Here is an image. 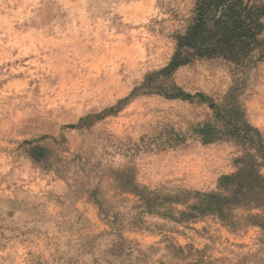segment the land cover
Returning a JSON list of instances; mask_svg holds the SVG:
<instances>
[{
  "label": "rangeland",
  "instance_id": "obj_1",
  "mask_svg": "<svg viewBox=\"0 0 264 264\" xmlns=\"http://www.w3.org/2000/svg\"><path fill=\"white\" fill-rule=\"evenodd\" d=\"M195 2L0 0V264H264V208L234 210L231 226L178 203L142 213L120 185L130 176L192 204L227 195L219 180L264 156V61L196 60L172 79L203 97L139 96L110 112L171 61ZM211 104L258 142L203 144Z\"/></svg>",
  "mask_w": 264,
  "mask_h": 264
},
{
  "label": "trees",
  "instance_id": "obj_2",
  "mask_svg": "<svg viewBox=\"0 0 264 264\" xmlns=\"http://www.w3.org/2000/svg\"><path fill=\"white\" fill-rule=\"evenodd\" d=\"M262 18L264 6L256 0H196L185 33L176 36V50L171 61L161 70L148 74L144 81L133 89L131 96L125 101H120L117 107L110 109V112L112 114L115 110L119 112L122 108L119 105L123 102L127 104L139 96L160 95L167 99L180 100L203 97L199 94L192 96L185 93L172 79L176 70L196 60L220 59L239 69L253 67L264 61ZM211 109L214 110L215 120L200 125L195 131V136L203 144L233 139L244 143L258 142V138H247L246 130L251 128L246 123L238 126L232 120L221 116V112L226 110L224 106L211 104ZM217 120L223 121V124L219 125ZM235 133L241 135V138H233ZM177 143H181L180 140ZM29 155L34 161H40L46 156V149L31 146ZM259 157L258 159L250 157L245 161L243 170L219 180V189L227 195L198 192L192 204H189L187 196L175 201L169 196L162 199L158 191H149L141 187L130 176H127L126 181H121L120 185L125 192L143 201L140 205L142 213L151 212L156 204L152 200L158 201L157 206L178 203L187 206V211L182 215L189 219L216 215L231 226L234 221V210L264 208V174L261 172V169H264V156ZM94 192H97V188L89 192L91 197ZM97 204L102 208L101 202ZM251 220H254V217H251Z\"/></svg>",
  "mask_w": 264,
  "mask_h": 264
}]
</instances>
